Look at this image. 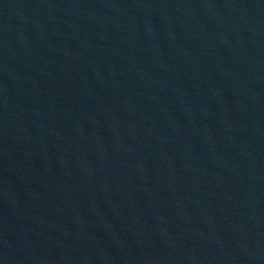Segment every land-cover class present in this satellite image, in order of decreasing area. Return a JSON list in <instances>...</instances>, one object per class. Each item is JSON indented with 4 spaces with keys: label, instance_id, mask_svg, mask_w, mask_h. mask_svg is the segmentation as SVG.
Returning a JSON list of instances; mask_svg holds the SVG:
<instances>
[{
    "label": "water",
    "instance_id": "water-1",
    "mask_svg": "<svg viewBox=\"0 0 264 264\" xmlns=\"http://www.w3.org/2000/svg\"><path fill=\"white\" fill-rule=\"evenodd\" d=\"M0 264H264V0H0Z\"/></svg>",
    "mask_w": 264,
    "mask_h": 264
}]
</instances>
